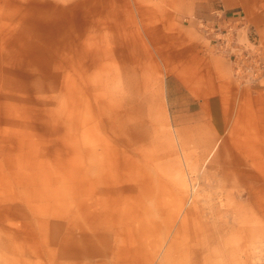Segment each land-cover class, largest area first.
Segmentation results:
<instances>
[{
  "label": "rangeland",
  "instance_id": "374dc122",
  "mask_svg": "<svg viewBox=\"0 0 264 264\" xmlns=\"http://www.w3.org/2000/svg\"><path fill=\"white\" fill-rule=\"evenodd\" d=\"M13 1L0 0V264H264V72L241 85L204 42L238 95L192 129L205 117H175L167 68L122 44L118 21L105 44L88 0Z\"/></svg>",
  "mask_w": 264,
  "mask_h": 264
},
{
  "label": "crops",
  "instance_id": "0c3cea01",
  "mask_svg": "<svg viewBox=\"0 0 264 264\" xmlns=\"http://www.w3.org/2000/svg\"><path fill=\"white\" fill-rule=\"evenodd\" d=\"M10 1L14 2L7 0ZM88 3L93 6L94 19L104 22L105 44L110 36L107 21H118L122 44L127 46L128 41H133L156 54L167 68L168 97L178 106L174 109L175 117H205L203 122H192V129L201 128L200 124L208 122L206 118L222 115V103L233 96V90L238 95L231 81L229 62L200 49L206 41L195 18H210L209 11L215 5L222 6L228 19L247 22L256 41L264 45V0H88ZM115 4L119 5V12L114 15ZM183 16L188 17L186 23L182 22ZM211 135L209 143L214 139ZM247 159L246 156L236 161L239 167L233 170L235 175L245 173L240 165L248 164ZM242 179L246 180L244 175Z\"/></svg>",
  "mask_w": 264,
  "mask_h": 264
},
{
  "label": "built area",
  "instance_id": "2783aa9c",
  "mask_svg": "<svg viewBox=\"0 0 264 264\" xmlns=\"http://www.w3.org/2000/svg\"><path fill=\"white\" fill-rule=\"evenodd\" d=\"M212 15L210 18L200 19L198 22L200 32L209 48L215 54L221 55L231 62L234 78L241 85L251 86L260 81L261 74L264 72L262 71L264 67L260 66L262 58L252 53L241 39L242 31L245 30L246 40L249 44L253 43L250 39L249 27L228 19L222 10ZM253 44L255 45V43Z\"/></svg>",
  "mask_w": 264,
  "mask_h": 264
}]
</instances>
